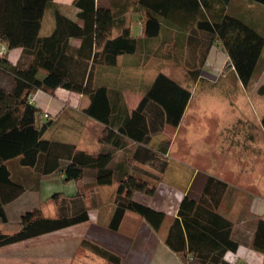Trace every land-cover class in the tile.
Segmentation results:
<instances>
[{
	"label": "crops",
	"instance_id": "1",
	"mask_svg": "<svg viewBox=\"0 0 264 264\" xmlns=\"http://www.w3.org/2000/svg\"><path fill=\"white\" fill-rule=\"evenodd\" d=\"M152 1L94 0L96 8L108 9L114 17L110 37L118 36L127 26L136 43L132 53L118 54L114 64H96L93 68V87L107 90L111 109L109 124L84 113L90 100L83 94L61 87L56 88L53 95L42 90L32 94L30 102L39 112L36 124L41 126L49 122L42 137L72 144L76 149L94 156L111 154L107 168L113 172L112 182L110 185L97 184L96 169L83 168L80 178L66 182L69 186L67 193H57L68 197L76 193L84 195L80 190L86 192L85 189L90 186L91 191L87 189L88 194L84 196L89 205L88 220L1 246L0 264H108L83 247V240L117 255L119 264H200L190 253L180 255L172 252L165 245L164 238L182 198L198 199L209 176L227 183L218 213L231 222L230 236L237 244L235 250L225 252L223 262L219 264H264V253L251 246L257 223L264 220V140L256 145L252 137L254 129L264 134L261 124L264 97L259 99L264 95L256 91V98H240L247 86L238 80L229 65L228 56L217 43L210 47L201 71L203 77L211 81L204 82V85L194 84L182 65L188 32L200 21L219 22L226 12H230V5L235 0H169L165 15L150 11ZM165 1L157 0L162 6ZM54 9L83 26V19L78 17L81 7L75 5L74 0H50L44 6L38 32L40 37L48 36L54 30ZM232 11L239 16L240 11L234 8V4ZM148 12L158 21L155 36L144 34L143 24ZM80 42V38L75 37L68 40L75 50ZM0 46L4 47L0 57L5 56L11 65L26 63L21 47L7 49L3 40H0ZM263 54L264 46L258 62ZM225 64L226 70L238 80L233 88L239 96L234 98L235 104L222 99L225 97L222 91L230 89V85L216 83L217 75ZM158 74L189 92L178 124L169 125L162 106L149 100L144 108L147 134L143 139L135 140L118 132L128 123ZM44 75L43 69L37 73L39 79ZM12 86V76L0 68V88L9 91ZM162 92L174 98L177 95L176 89L169 85H165L159 94ZM226 102L230 107L228 111L224 110ZM44 114L48 116L44 117ZM57 124L64 133L55 139L47 138L45 135ZM202 128L206 134L200 137V142H196L194 133L201 132ZM105 129L117 134L118 147L99 141ZM210 138L215 139L213 148L207 143ZM18 159L4 162L14 185L0 178V184L4 186L0 192V209L3 212V216L0 215V230L6 233L19 229L20 217L26 212L37 210L42 217L49 218L42 210L49 202L53 204L51 217H54L56 207L51 196L55 193L52 194L51 185L57 179L63 180L61 173L55 177L52 175L56 172L41 174L35 167L20 165ZM163 159L166 161L165 169L157 172L155 168ZM146 170L157 173L155 177L150 176L156 181L153 184L154 193L148 195L135 191L131 197L140 204L163 212L165 217L161 226L154 231L139 214L125 211L118 229H109L116 186L127 176L148 182L147 177L140 175L141 171L150 174ZM167 170L171 179L165 176ZM171 170H174V176ZM164 178L169 182H164ZM19 187L21 191L12 196ZM8 196L11 197L6 199Z\"/></svg>",
	"mask_w": 264,
	"mask_h": 264
},
{
	"label": "trees",
	"instance_id": "2",
	"mask_svg": "<svg viewBox=\"0 0 264 264\" xmlns=\"http://www.w3.org/2000/svg\"><path fill=\"white\" fill-rule=\"evenodd\" d=\"M248 1L264 5V0ZM47 2L50 0H0V40L5 42L7 49L21 47L22 57L27 60L26 63L11 65L5 56L0 57V68L13 80L9 91L0 88V178L7 180L9 185L13 184L4 162L19 158L20 165L35 167L41 174L61 173L65 182L80 178L83 168H95L97 184L110 185L113 172L107 168V164L111 154L94 156L76 149L72 144L44 139L42 135L49 122L41 126L36 124L39 112L29 101V96L36 90L53 95L58 87L83 94L90 100L84 113L103 124H109L111 109L107 90L93 87V68L96 64H114L118 54L132 53L135 39L130 36L127 26L118 36L110 37L114 17L108 9L96 8L94 0H74V4L81 7L78 17L83 19V26L54 9V30L50 35L40 37V21ZM168 4L169 0L163 6L153 0L149 8L151 12L165 15ZM143 29L146 36L158 33L157 18L150 12L146 14ZM70 37L81 40L76 50L68 43ZM215 43L228 56L229 65L238 80L247 86L264 46L262 34L231 12H226L219 22H198L187 34L182 59V65L193 81L200 76L209 49ZM40 69L45 71L41 79L37 77ZM165 85L176 89L175 98L168 93L159 94ZM256 91L264 95V83ZM188 98V91L158 74L128 123L118 132L135 140L143 139L147 134L144 108L149 100L158 102L166 122L176 126ZM261 124L264 129V114ZM116 135L114 131L105 129L99 141L112 143L116 148L120 145ZM165 166L163 159L155 170L163 172ZM3 188L0 184V192ZM226 190V182L209 176L198 199L182 198L164 238L165 245L172 252L180 255L190 253L200 264H219L223 262L227 250L236 249L237 244L230 236L231 222L218 213ZM20 191L21 187L11 195ZM135 191L152 195L155 187L132 176L121 179L115 188L109 229H118L125 211L139 214L154 231L159 229L165 214L134 201L131 196ZM51 200L56 207L54 217H42L37 210L24 213L16 232L0 230V247L88 220L87 204L81 193L69 197L55 193ZM0 215L3 216L1 209ZM82 246L108 264H119L117 255L95 243L83 240ZM251 246L264 253V220L257 223Z\"/></svg>",
	"mask_w": 264,
	"mask_h": 264
},
{
	"label": "rangeland",
	"instance_id": "3",
	"mask_svg": "<svg viewBox=\"0 0 264 264\" xmlns=\"http://www.w3.org/2000/svg\"><path fill=\"white\" fill-rule=\"evenodd\" d=\"M232 4H234V8L235 9H238L240 11L239 17H241V19H243L248 24H250V22H252V26L254 28H257L261 33L262 32L264 33V5H261V4L255 3V2H251V1H247V0H245V1L235 0L230 5L231 6V10H230L231 13H233ZM263 33H262V35H263ZM226 68H227V64H225L222 67V70L217 75L216 83L225 82L228 85H230V87H231L230 89L227 88L226 90L222 91L223 92V96H225L222 99H224L225 101L228 100L231 104H235L234 98L237 99L239 96L233 90V88H234L235 83H237L238 80H237V78H235L233 73L231 74L230 72H228L226 70ZM201 71H202V69H201ZM191 81L194 84L198 83L197 85H200V84L204 85V82H208V81H211V80L203 77V73L201 74V72H200V76L198 77V79L196 81H193L191 79ZM262 83H264V56L262 57L261 60H259L258 66H257V68H256V70H255V72H254V74H253V76L251 78V81L247 85V87L245 89V92H243V94L240 96V98H245V97H247V98H256V96H255L256 95L255 94L256 93V89L255 88H256V86L258 84H262ZM201 87H202V85H201ZM263 97L264 96H262V97L260 96L259 99H263ZM225 104H226V107H225L224 110L228 111L229 108H230L229 105H228V102H226ZM259 104L261 105V102ZM251 114H252V112L250 111V117L253 120V116ZM58 125L59 124H57L56 126L51 128V130L45 136L47 138L55 139V138L59 137V134L64 133L62 131V129L60 128V126H58ZM204 125L207 126L206 124H204ZM253 131H254L253 135H252L253 140H255V142H256L255 144L256 145H260V143L264 140V134L263 133H258V131L255 130V129ZM204 134H206V132L203 131V128H202L201 132H195L194 136L197 139L196 142H200L199 139H200L201 136H204ZM214 142H215V139H211L210 138L208 140L207 143L209 144L210 148L211 147L212 148L215 147L214 146ZM163 157H165V159H167L166 156L163 155ZM168 172H169V170H167V174L164 172L165 176H166L167 179H171L170 176L168 175ZM56 173L54 175H52V177L57 176L58 173L57 174ZM147 173H150V174H145V171H141L140 175H144V177H147L148 185L156 184V181L151 178V177H155L154 174H157L155 172V170L154 171L148 170ZM223 174L225 176V173H223ZM171 175L172 176L175 175L174 170H171ZM164 180H165L164 182H167V183L169 182V181H166L165 178H164ZM51 187H52V190H53L52 194L53 193H57L59 191L67 193V190L69 188V186L66 185V182L64 180H61V179H57L56 181L52 182ZM150 187H154V185L150 186ZM87 189L91 191V187L90 186L87 187ZM87 189H85L86 192H84V190H80L84 194V196L88 194ZM61 194H63V193H61ZM63 195H65V194H63ZM87 206H88L87 208H89V205H87ZM42 210H43L44 215L49 216V217L53 216L54 207H53V204L51 202L45 204L42 207Z\"/></svg>",
	"mask_w": 264,
	"mask_h": 264
},
{
	"label": "built area",
	"instance_id": "4",
	"mask_svg": "<svg viewBox=\"0 0 264 264\" xmlns=\"http://www.w3.org/2000/svg\"><path fill=\"white\" fill-rule=\"evenodd\" d=\"M4 47L3 46H0V55L2 54V51H3ZM32 100V95L29 96V101ZM48 115L47 114H44V117H47Z\"/></svg>",
	"mask_w": 264,
	"mask_h": 264
}]
</instances>
